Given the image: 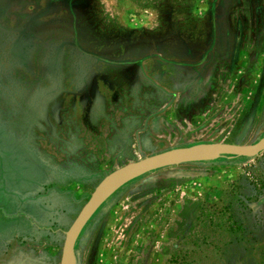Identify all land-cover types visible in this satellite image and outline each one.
<instances>
[{"label":"rangeland","instance_id":"obj_1","mask_svg":"<svg viewBox=\"0 0 264 264\" xmlns=\"http://www.w3.org/2000/svg\"><path fill=\"white\" fill-rule=\"evenodd\" d=\"M15 1L0 0V22L16 28L26 21L11 50H3L11 35L0 39V264H60L67 231L101 181L123 166L264 138V0H95L116 34L142 29L134 35L140 56L159 59L145 61L150 76L138 70L130 82L151 77L172 95L156 104L146 88L149 101L141 99L149 104L137 105L144 116L133 124L134 114L123 112L131 104H112L113 85L101 89L94 73L78 91L62 92V47L49 49L44 63L52 92L37 96L25 87L35 42L57 20L49 5L23 20L34 7ZM62 6L80 12L91 1ZM120 130L126 135L117 142ZM23 225L29 231L20 232ZM73 264H264V153L136 177L88 220Z\"/></svg>","mask_w":264,"mask_h":264},{"label":"trees","instance_id":"obj_2","mask_svg":"<svg viewBox=\"0 0 264 264\" xmlns=\"http://www.w3.org/2000/svg\"><path fill=\"white\" fill-rule=\"evenodd\" d=\"M23 7H34L32 14L41 12L46 6H54L53 16L57 20L55 25L42 37L35 42L33 65L35 72L27 79H24L26 88L37 90L35 95L43 94L42 92H52L51 81L45 72V59L49 49L55 46H64L62 55V92L78 91V86L87 74L94 73L100 79L102 89V75L108 77V73L112 71L118 72L121 69L134 68L142 61L151 59L148 54L143 59H138L143 53L137 39H134L135 32H131L128 36L116 34V31L99 17L95 0L91 1L89 9L80 12H72L68 8L63 7L65 0H21ZM70 1V0H68ZM48 8V7H47ZM166 12H164L165 14ZM32 14H24L23 20L29 19ZM26 21L17 26V29L24 28ZM125 29V28H124ZM122 37V38H121ZM140 50V51H139ZM130 68V69H131ZM128 69L130 73L132 70ZM101 72V77L98 72ZM12 73L18 77V70L14 68ZM128 75V74H127ZM26 75H24V78ZM128 76H125L127 78ZM30 81V82H29ZM112 85L121 88L125 81L111 82ZM38 88V89H37ZM124 88V86H123ZM54 92L55 89H53ZM36 96V97H37ZM55 97V96H54ZM73 140V139H72ZM262 200L258 206L262 205Z\"/></svg>","mask_w":264,"mask_h":264},{"label":"water","instance_id":"obj_3","mask_svg":"<svg viewBox=\"0 0 264 264\" xmlns=\"http://www.w3.org/2000/svg\"><path fill=\"white\" fill-rule=\"evenodd\" d=\"M264 153V138L253 145L225 143L201 144L149 156L123 166L108 176L94 190L88 202L66 233L60 264H73L77 237L97 209L116 191L140 175L210 157L255 158Z\"/></svg>","mask_w":264,"mask_h":264},{"label":"crops","instance_id":"obj_4","mask_svg":"<svg viewBox=\"0 0 264 264\" xmlns=\"http://www.w3.org/2000/svg\"><path fill=\"white\" fill-rule=\"evenodd\" d=\"M169 12H172V13H169ZM165 14H167V16H170V14H171V16H173L174 11H166ZM132 30L135 31V34L142 32V29L135 28V29H132ZM144 30L145 29H143V31ZM145 31H147V30H145ZM152 55L153 54H149V56H151V57H152ZM143 57L144 56H141L138 59H141V58L143 59ZM154 59H155V61L159 60L158 58L156 59L155 57H152L151 59L142 61L137 66H133L134 68H131V67H130L131 69L128 68V69L132 70L130 73L127 72L128 69H126V70L121 69V71H119L120 69H118V72H114V71L111 72V73H116L119 76V79L122 80L123 82L125 81V83H126V85L125 84L122 85V86H124V88L123 87L122 88H118L120 85L116 86V87L113 85L110 88L112 93H113L112 94V104H122L123 100L121 99V96H123V95L126 96L127 94L134 95L137 103H144V102H148L149 101V99H148V94L149 93L144 94V92L148 91V90H146V88H148V89L152 88V93H153V91H158V89L156 88L157 84L153 83L154 81L153 82L151 81V77H149L147 80H144V81L140 80L138 83L132 82L133 80L130 82V79H131V77H133L135 75V71L137 72L138 70H141L143 72V76H145V77L150 76L149 74H147L146 71H143L144 68H145V64H146L145 61H152ZM166 60L168 62L170 61L168 59H166ZM111 73H108V76L111 75ZM61 76H62V73H61ZM125 76H128V77L125 78ZM110 78H111V76H110ZM110 78L104 77L102 75L101 79H102V82H103V86H104V84L106 85V83L111 84V82H113V81H110L111 80ZM121 82H120V84H121ZM142 97H145L146 99H148V101L147 100H142L141 99ZM158 99L156 101H154V102H157V104H165V103H161V101L159 102ZM169 101L170 100H168L166 103L168 104Z\"/></svg>","mask_w":264,"mask_h":264},{"label":"flooded vegetation","instance_id":"obj_5","mask_svg":"<svg viewBox=\"0 0 264 264\" xmlns=\"http://www.w3.org/2000/svg\"><path fill=\"white\" fill-rule=\"evenodd\" d=\"M17 1H21V0H16L14 3H16ZM69 9V8H68ZM70 10V9H69ZM71 11V10H70ZM9 12H10V10H9ZM72 12H75V11H72ZM33 15H35V14H32L31 15V17L33 16ZM8 17V16H7ZM18 27H10V26H8L7 25V19L6 20H4V21H1L0 22V39L2 40L4 37H5V35L8 33L9 35H11V38H10V40L8 41V43H6L5 45H4V47H3V50L5 51V53H6V51L9 49V47H10V50H11V48H12V45H13V42L15 41V39H16V37L18 36V34L17 35H15V30L17 29ZM191 32H192V30H193V28H190L189 29ZM210 33H207V35H209ZM45 35V34H44ZM237 40H238V38H237ZM55 47H62L63 48V52H64V46H62V45H59V46H55ZM54 47V48H55ZM54 48H52V49H54ZM62 55H63V53H62ZM149 55V54H148ZM152 57H155L154 55H152ZM48 58H46L45 60H47ZM62 59L63 58H61V62H62ZM45 63V62H44ZM123 86H121V88H122ZM157 89H158V91H153V93H152V96H151V101H156L158 98V101H160V97H162V99H167L168 97L169 98H172V95H170V94H166L165 92H163V90L162 89H160V88H158V87H156ZM162 94H161V93ZM168 96V97H167ZM121 99L123 100V103L122 104H131V109H129L128 107H124L123 108V112L124 113H132V114H134V115H129L128 114V117H130L129 118V120L130 121H132V124L133 123H135L136 122V120H138L139 118H140V116H144L143 114V107L142 108H139L137 105L138 104H149V102H144V103H137V101H136V99H135V97H134V95H130V94H127L126 96H121ZM171 101V100H170ZM169 101V102H170ZM150 104H152V103H150ZM157 104V103H156ZM134 116H136L135 118H134ZM129 120H126V122L125 123H127L128 124V121ZM141 120V119H140ZM131 124V125H132ZM131 125L129 124V125H127L126 127H125V129H130L131 128ZM133 129V128H132ZM125 135H126V133H124L123 131H119L118 132V134H117V136H116V140H117V142H119L120 141V139L122 138V137H125ZM37 199H39V198H37ZM40 201V200H39ZM31 206H34V207H36V208H38V209H40V203L39 202H36V200H35V202H31ZM28 219V218H27ZM23 228L24 229H19V231L20 232H27V231H29V228H25V225H23ZM17 230V229H16Z\"/></svg>","mask_w":264,"mask_h":264}]
</instances>
